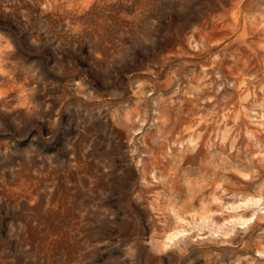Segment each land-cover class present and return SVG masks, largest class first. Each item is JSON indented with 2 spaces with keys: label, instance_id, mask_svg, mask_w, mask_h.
<instances>
[{
  "label": "rangeland",
  "instance_id": "1",
  "mask_svg": "<svg viewBox=\"0 0 264 264\" xmlns=\"http://www.w3.org/2000/svg\"><path fill=\"white\" fill-rule=\"evenodd\" d=\"M0 264H264V0H0Z\"/></svg>",
  "mask_w": 264,
  "mask_h": 264
}]
</instances>
